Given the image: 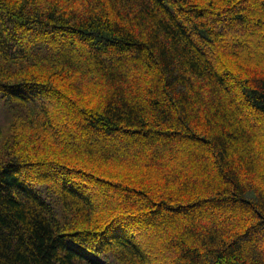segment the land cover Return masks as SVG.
<instances>
[{
    "label": "trees",
    "instance_id": "trees-1",
    "mask_svg": "<svg viewBox=\"0 0 264 264\" xmlns=\"http://www.w3.org/2000/svg\"><path fill=\"white\" fill-rule=\"evenodd\" d=\"M0 264H264V0H0Z\"/></svg>",
    "mask_w": 264,
    "mask_h": 264
}]
</instances>
